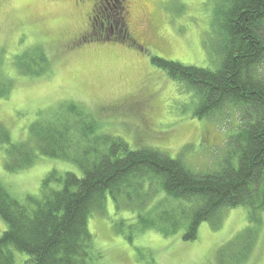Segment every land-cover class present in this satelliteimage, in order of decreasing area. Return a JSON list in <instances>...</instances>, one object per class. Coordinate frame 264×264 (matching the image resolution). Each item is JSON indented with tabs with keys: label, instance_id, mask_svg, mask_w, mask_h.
Listing matches in <instances>:
<instances>
[{
	"label": "trees",
	"instance_id": "16d2710c",
	"mask_svg": "<svg viewBox=\"0 0 264 264\" xmlns=\"http://www.w3.org/2000/svg\"><path fill=\"white\" fill-rule=\"evenodd\" d=\"M95 2L101 24L95 25L97 19L91 23L89 39L118 40L143 51L124 18L125 1ZM216 8L211 25L220 44L219 69L151 58L178 91L195 100L194 117L211 120L225 106L237 110L238 126L217 149L214 167L193 171L183 163L182 152L171 158L152 148L131 150L121 138L100 134L94 116L74 103L29 126L35 151L26 143H12L0 125L9 172L28 168L38 154L73 163L82 173L52 172L39 194L23 203L0 183V219L6 225L0 264H14L11 249L28 257L25 264H90L93 236L87 222L92 215L105 216L107 196L117 209L135 213L140 231L162 237L183 231L184 242L195 241L203 223L219 228L223 210L242 207L249 226L217 250L214 264H245L251 258L264 212V78L257 74L264 60V0H221ZM30 53L14 56L10 65L25 77H37L47 58L42 48ZM2 58L0 98H6L12 82L3 75Z\"/></svg>",
	"mask_w": 264,
	"mask_h": 264
},
{
	"label": "rangeland",
	"instance_id": "374dc122",
	"mask_svg": "<svg viewBox=\"0 0 264 264\" xmlns=\"http://www.w3.org/2000/svg\"><path fill=\"white\" fill-rule=\"evenodd\" d=\"M124 1V18L143 51L118 40L89 39L91 18L99 17L95 0H0L2 70L12 82L8 96L0 98V125L12 143L35 151L29 126L74 103L94 116L100 134L121 138L131 150L152 148L171 158L182 152L189 169L211 170L220 157L217 149L238 126L237 110L225 106L211 120L194 117L195 100L178 91L151 58L219 69L220 44L211 23L221 0ZM35 47L46 55L45 71L25 77L10 62ZM257 74L264 78V60ZM6 163L0 145V183L21 203L37 196L52 172L82 176L75 164L38 154L26 169L9 172ZM105 211L87 222L93 236L90 264H214L217 250L249 226L246 209H226L219 228L203 223L197 239L184 242L183 231L171 237L140 231L135 213L117 209L110 196ZM261 218L256 250L245 264H264V212ZM5 230L0 219V237ZM11 253L14 264L28 260L14 249Z\"/></svg>",
	"mask_w": 264,
	"mask_h": 264
},
{
	"label": "flooded vegetation",
	"instance_id": "af4514ba",
	"mask_svg": "<svg viewBox=\"0 0 264 264\" xmlns=\"http://www.w3.org/2000/svg\"><path fill=\"white\" fill-rule=\"evenodd\" d=\"M95 1L102 2L103 0H95ZM91 21H92V23L95 21L93 17L91 18Z\"/></svg>",
	"mask_w": 264,
	"mask_h": 264
}]
</instances>
